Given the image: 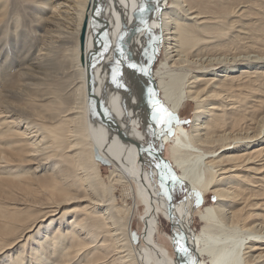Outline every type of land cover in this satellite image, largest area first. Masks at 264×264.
<instances>
[{"label":"bare ground","instance_id":"1","mask_svg":"<svg viewBox=\"0 0 264 264\" xmlns=\"http://www.w3.org/2000/svg\"><path fill=\"white\" fill-rule=\"evenodd\" d=\"M102 1L105 11L100 0H0V264H145L125 151L140 169L150 163L176 264H264V0H153L149 33L143 0ZM123 27L133 58L154 63L162 46L149 69L168 113L148 119V84L124 67L115 81L125 89H114L110 57L93 55L105 42L117 55ZM92 80L123 138L97 103L108 131L102 143L91 133ZM189 105L191 124L158 160L146 132L171 139ZM100 160L112 161L107 174ZM172 179L184 186L177 203ZM197 195L212 201L193 230Z\"/></svg>","mask_w":264,"mask_h":264},{"label":"rangeland","instance_id":"2","mask_svg":"<svg viewBox=\"0 0 264 264\" xmlns=\"http://www.w3.org/2000/svg\"><path fill=\"white\" fill-rule=\"evenodd\" d=\"M109 46L110 45L105 42L102 53L98 51V47H95L96 50L93 51V55H95L94 52L97 54L96 56L99 57L98 60L101 62L100 64H106L108 57H110L109 65H111V61L115 60L116 54L113 50L109 48ZM162 50L163 48L161 46L159 49V54H157L156 58L154 59L152 67L156 66L157 63L160 62L163 56ZM101 58H103L104 60H102ZM97 104H99V107L102 105L101 103ZM191 108L192 105H189L184 110H182V112H180L181 114L175 115L173 117L174 122L176 121V125H174V132L171 136V139L170 137L168 138V135L165 133H156L154 129H148V131L146 132V140L149 144H151V148L159 150L164 158H168V146L170 145V143H172L174 136L179 131L187 128L191 124ZM99 113H102V111H99ZM97 122L98 121L96 120L91 121V133H99V141L100 143H102L104 142V138H101V136H103L102 133L108 131H102V126L108 127V125L104 124L100 126L99 124H97ZM109 123V129H112L113 131L117 132H125L127 135L129 134L128 131H125L126 126L118 124L112 119L109 120ZM134 127L136 129H140L141 126L136 124L134 125ZM140 130L142 131V127ZM145 130H147V128ZM127 144L129 143L123 142V145H126V147L123 148L127 149L130 153L136 151V149L134 150L129 146L130 144ZM102 149L103 150L100 151L103 153H107L109 150L108 148H106V144H103ZM125 149L123 150L125 151ZM118 151H120V149H118ZM126 152L127 151H125L123 154L125 157L122 155L120 159L121 161L119 160V163L125 166L124 168L135 186V192L137 197V218L133 226L132 234L134 241L138 244V247L140 248V257L141 259L143 258V262L145 264H176L177 255L176 251H174L175 247L173 249V242L170 239V236L172 237V225L170 221H168L164 213L159 210L156 201L150 196L152 192L149 190H151L150 185L152 184V182H148V174L147 177L144 175L146 170H151L150 163L148 161L145 162L143 165L144 167L140 169L138 166L139 161L138 156L136 155L137 153L128 155L129 153L127 152L126 154ZM117 154L118 153L115 152L114 155ZM99 162L100 166L102 167L101 169L103 174H107L110 170V166L112 165V161L109 164H106L101 160ZM136 178H138V180H136ZM156 181L157 178L155 177L153 185L156 183ZM147 189L149 192L147 191ZM170 189L174 203L179 202L184 195L183 184L179 181L172 179ZM165 191L168 195V188H166ZM210 201H212V198L209 196L199 197V195H197L194 197V200L191 205L192 207H190L191 209L189 208L188 211L189 215L187 214V219L190 220V224L193 230H198L200 227V223L196 216L197 213L203 208L202 206L204 204H207Z\"/></svg>","mask_w":264,"mask_h":264},{"label":"water","instance_id":"3","mask_svg":"<svg viewBox=\"0 0 264 264\" xmlns=\"http://www.w3.org/2000/svg\"><path fill=\"white\" fill-rule=\"evenodd\" d=\"M155 2L153 0H143L142 1V6L143 7V11L146 14V20L143 23L145 26H141V32H146L149 33V30L152 32V30H154L153 27H150V19L152 17V14L154 12L155 9ZM101 6V9L105 11V3L104 1L99 3V7ZM100 12H103V11ZM102 18V17H101ZM146 27V28H144ZM140 28V27H139ZM152 28V30H151ZM144 29V30H143ZM139 33V32H137ZM133 35V34H132ZM129 36V31L127 28H122L119 30L118 35L116 36L117 38V42H118V47H117V55L115 57V60L111 61V65L109 68V81L111 83V85L113 86L114 89H120L123 90L125 88L120 87V85H118V83H116V75H119V70L127 67L129 69L130 72L137 74L139 78L143 79L144 82H146L148 84V95L151 96V101L154 104V108H151L148 111V119H151L152 116H155L157 114H160L162 111H164V113H168L167 110H165V107L163 106V103L161 102L157 91L155 89L154 86V82H151V73H150V69L149 67L152 66L153 61L149 60V61H142L136 58H133L131 55H129L130 52V46H129V42H128V37ZM114 77V78H113ZM114 80V81H113ZM114 82V83H113ZM116 84V85H115ZM125 95V98L128 95V88L126 89L124 94H120L119 98L122 102V96ZM89 101H90V111L92 113L93 116H95L94 118L96 119V121H98L99 123H101V120L99 118V116L97 117V107H96V111L93 109V105L95 104V106H97L96 103H101L102 105V113L105 117H108L114 121H116V118L114 117L113 114H111V112L106 111L107 107L104 106V102L103 100L100 98V96L96 93L95 90V85H94V80L91 81V86H90V97H89ZM104 110V111H103ZM117 122V121H116ZM102 124V123H101ZM103 125V124H102ZM107 128V127H105ZM108 129V128H107ZM123 132L122 133H116L115 135H118L119 137L123 138ZM146 151H148L149 153H152L154 156H156V158H158V160H166L165 162H167V159H165L159 150L147 147L146 145Z\"/></svg>","mask_w":264,"mask_h":264}]
</instances>
